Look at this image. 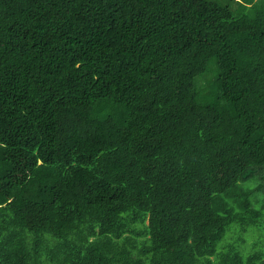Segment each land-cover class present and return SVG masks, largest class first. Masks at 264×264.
I'll return each instance as SVG.
<instances>
[{"label":"trees","instance_id":"trees-1","mask_svg":"<svg viewBox=\"0 0 264 264\" xmlns=\"http://www.w3.org/2000/svg\"><path fill=\"white\" fill-rule=\"evenodd\" d=\"M263 6L0 0V264H264Z\"/></svg>","mask_w":264,"mask_h":264},{"label":"rangeland","instance_id":"rangeland-1","mask_svg":"<svg viewBox=\"0 0 264 264\" xmlns=\"http://www.w3.org/2000/svg\"><path fill=\"white\" fill-rule=\"evenodd\" d=\"M243 1H244V0H243ZM232 7H233V8H236V7H237L236 2L233 3ZM262 8H264V6H263Z\"/></svg>","mask_w":264,"mask_h":264}]
</instances>
